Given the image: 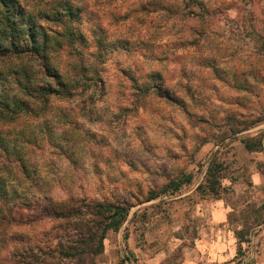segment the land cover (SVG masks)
Returning <instances> with one entry per match:
<instances>
[{"label":"clouds","instance_id":"1","mask_svg":"<svg viewBox=\"0 0 264 264\" xmlns=\"http://www.w3.org/2000/svg\"><path fill=\"white\" fill-rule=\"evenodd\" d=\"M222 2L230 6L225 13L228 30L221 40L211 36L210 26L205 27L203 39L189 34L190 27L211 25L212 17L204 10L219 7L215 0H201L203 7L190 0H156L162 6H153L150 0H18L24 17L23 21L16 18L18 47H33L27 32L31 18L43 25L53 41L64 45L66 55L61 59L51 48L46 60L42 50L0 54V71L27 73V80L21 78L25 87L45 89L38 97L28 96L25 87L13 80L11 94L28 101L29 109L11 112L0 106V176L7 180L9 195L16 193L8 202L0 200V264H119L128 255V240L123 238L124 219L115 223L119 219L115 210L126 202H130L129 208L137 209L136 219L126 228L132 246L139 245L152 255L164 252L169 257L166 264H187L184 253L199 264H264V197L234 195L231 186L227 192L223 184L218 186L215 198L225 202L228 215L225 223L217 226L224 235V251L214 262L208 255H201L194 244L206 223L194 211L200 194L183 199V203L174 201L179 210L174 216V209L164 205L167 211L161 216L167 213L171 219L165 221L167 230L162 241L151 224L141 226L139 217L143 206L137 201L155 192L154 183L164 177L173 179L166 168L156 167L168 158L163 148L146 129L144 134L134 135L133 121L145 111L164 114L157 101L168 103L158 95L165 85L155 81L153 73H162L167 86L183 82L180 64L171 61L174 56L186 55L187 49L178 52L181 47H173L174 42L198 39L196 55L215 57L229 79L232 73L243 74L249 84L256 85L258 95L232 92L223 86L220 89L229 97L247 96L248 106L237 110V119L259 121L264 128V83L253 78L257 73L264 76V0ZM168 8H179L180 15H170ZM57 14L62 15V22L50 24L46 17ZM74 15L79 19H72ZM69 28L78 30L85 39V45H77L75 51L68 44ZM42 42L41 35L37 46ZM124 42L130 47H120ZM3 43L10 47L8 40ZM146 45L155 48L154 55ZM170 62L173 67L169 73ZM200 71L209 83H217L210 69ZM98 78L104 81L103 95ZM211 97L205 112L209 119L231 108L216 99L215 93ZM60 99L67 103H59ZM188 103L191 105V100ZM170 105L176 109L175 104ZM121 131L127 137L124 144L117 145L112 133ZM212 131L215 129L205 128L199 135L211 140ZM89 133L106 135L109 145L97 147ZM33 140L42 143L43 150H37ZM236 141L251 143L264 152V136L251 138L241 130ZM50 142L58 146L50 147ZM178 143L188 145L180 154V167L185 171L196 169L198 163L208 164L201 159L200 145L191 135L188 140L181 135ZM5 149L9 159L3 158ZM233 159L232 168L221 171L218 179L227 177L230 182L243 184L255 165L249 164L242 153L235 158L231 154L221 156L217 162ZM207 188L208 184L205 192ZM163 200L160 196L157 203ZM177 237L179 244L175 242ZM153 240L157 244L149 248ZM177 249L180 253L173 260L172 253Z\"/></svg>","mask_w":264,"mask_h":264},{"label":"rangeland","instance_id":"2","mask_svg":"<svg viewBox=\"0 0 264 264\" xmlns=\"http://www.w3.org/2000/svg\"><path fill=\"white\" fill-rule=\"evenodd\" d=\"M190 2L197 3L199 6L203 7L201 0H190ZM215 2L219 4V7H214L211 10H204L206 15L212 17L211 25H205L199 29L190 27L189 34L193 33L195 36L203 39L206 35L205 27L210 26L212 30L211 36H215L217 39H223V33L228 30L225 23V13L227 12V8L230 5L224 4L222 0H215ZM150 4L153 6H162L156 3V0H150ZM167 10L170 15H180L179 8H168ZM46 18L50 20V24L59 23L55 20L57 19L55 16ZM72 19L78 20L79 17L78 15H74L72 16ZM201 19L203 20V17H201ZM69 30L72 31L74 39L73 43H69V46L73 49V51L76 50L77 45H85V39L81 34L78 33V30L72 28H69ZM198 44L199 40L193 39L191 41L174 42L172 45L173 47H181L177 49L178 52L183 53L187 49L186 55L174 56L173 60L171 61L172 63L180 64V76L183 82L176 81L172 84V87L167 86L162 73L155 72L152 74L154 80L162 85H165V88H168V94L172 95V99H167L165 97L162 98H165L170 104H175L176 109H172L170 104L161 99L157 101V103L160 105V108L163 110L164 114H161V112L157 111H145L139 120L133 121L134 135L140 136L145 133L146 129L158 141V146L163 148L168 158H166L161 165H157L156 167L161 169L166 168L169 171V174L173 177L172 180H168L167 177H164L159 182L154 183L152 188L155 190V192H150L146 200L137 201V203L143 206V210L139 212L140 221L142 222L141 226L151 224L152 229L162 241L167 230V223L165 221L171 219V217L167 216V213H165V216H161V212L167 211V209L164 208V205L167 204L174 209V216L176 211H179L178 205L174 204V201H177V203H183V199L191 197L197 193L200 194V200L196 204L194 211L195 214L203 219L206 223L205 226L200 230L201 238L197 239L194 244L201 255H208L209 260L214 262L218 253H222L224 251V235L221 230L217 229L218 220L216 219L217 221H214V218L210 213L212 207H210V202L208 200L211 198H206V196L211 192L208 189L207 192L204 191L206 186L204 184V178L202 182L203 185L201 187L199 186L200 188L196 187V183L201 182L200 178L205 177L206 175V173L204 175V172L206 171V165L203 163H198L196 169L188 171H185L183 168H181L180 165L183 164V161L180 159V154L184 152L188 145H180L178 141L180 140L181 135L183 136L184 140H188L189 136L191 135L195 142L200 145L198 152L201 156V159L205 161H209L211 159L214 162H217L221 156H228L221 148H224V146L228 145L229 142L224 141V144L219 147L218 150H221L219 156L210 154L213 144L219 143L231 135L239 133L241 130L245 131L248 136H264V128H261L259 121L255 122L237 119V110L246 108L248 106L249 101L247 96L229 97L222 95L220 89V86H223L232 92H249L253 95H258L256 91L257 86L249 84L243 74L237 75L236 73H232L231 79H229V74L223 69L219 68V62L215 57L196 55V52L199 51V49H196L195 45ZM120 47L127 49L130 46L127 44V42H124L120 45ZM145 47L148 49L151 55L155 54V48L152 45H146ZM50 48L52 52L56 53L61 59H63L66 55L63 52L64 45L53 43V39L51 40L49 49ZM101 48L102 50H105V46L101 45ZM49 49L46 50V54ZM166 58L167 57H165V59ZM171 62L168 63L167 66V71L169 73L173 67ZM189 65H192V67H189ZM153 67L160 68L161 65L154 64ZM204 69L211 70L212 75L215 77L217 83L208 82V78L200 71ZM2 72L10 79L14 75L13 72ZM253 78H258L261 83H264V76H260L258 73L254 75ZM98 80L100 83V91L103 95L104 81L99 78ZM211 93L216 94V99H220L225 103L230 104L231 108L223 109V115H221L220 112H216V115L209 119V116L206 115L205 112L208 109L209 102L212 99ZM185 97H187V100H185ZM188 100H191V105H189ZM59 103L65 104L67 101L60 99ZM239 114L243 115L242 112ZM176 127H179V132L174 130ZM197 128L199 131L194 132L193 130ZM205 128L215 129V131L209 133L211 140H209L208 136L199 135V132L205 131ZM126 137L127 133L123 131L120 133H112V139L117 145L124 144ZM89 139L97 147H105L110 143L108 137L103 134L89 133ZM31 143L37 148V150H43L44 145L39 141L33 140ZM169 145L172 147H169ZM49 146L55 148L58 145H53L50 142ZM125 147H127L126 144ZM229 148L231 150L232 146H229ZM232 153L234 154V151H232ZM261 153L262 155H255V157L258 159L251 160H257V163H252L255 165L252 168V171L253 169L257 168L261 172V175L259 174V176L262 178V181L257 184L252 183L253 181L251 177L243 184L236 183L235 181L230 182L227 180L225 181L224 185L225 192H227L228 187L231 186V192L234 195H247L249 198L255 196L257 199L264 197V159H262L264 158V152ZM124 155L127 156L128 153L125 152ZM231 157L235 158L234 155H231ZM3 158L9 159L10 154L4 152ZM234 161L235 160L233 159L231 161L222 162L225 163L226 169H231L232 164L235 163ZM177 175L179 176L176 177ZM1 181L3 182V195H0V200L8 202V200L14 197L16 193L13 191L10 196L7 180L0 176V182ZM179 181L182 182L181 186L178 188V190L173 191L175 184ZM250 189L254 190L250 192ZM160 196H163L164 200L160 203H157V200ZM212 197H216V195L212 194ZM149 198L153 199L149 200ZM122 206H126L128 208V214L123 220V224L125 225V236L123 238L128 240V245H126V251L128 255L119 261V264H124L125 260H130L131 264H166V261L169 259V257L164 252L161 251L157 252L155 255H152L139 245L132 246L133 242L131 239V234H128V230L126 228L132 220L136 219L135 216L137 209L136 206L129 208L131 206L130 202H126ZM261 206L264 207V204ZM183 215L186 216L187 213H183ZM225 220H227V216L222 221L223 223H219V226L223 225ZM255 222H258V220L254 221V223ZM132 231H136V229L133 228ZM144 235V232L140 233L141 237H144ZM193 235H195V230H193ZM175 242L179 244L180 238L177 237ZM105 244H107V240H105ZM156 244L157 240H153L152 244L148 245V247L152 248ZM179 253L180 249H177L176 253L173 251L172 259L175 260ZM183 255L187 264H199V262L192 258L188 253H184Z\"/></svg>","mask_w":264,"mask_h":264},{"label":"trees","instance_id":"3","mask_svg":"<svg viewBox=\"0 0 264 264\" xmlns=\"http://www.w3.org/2000/svg\"><path fill=\"white\" fill-rule=\"evenodd\" d=\"M0 7L3 8V12H0V54H7L9 51L12 52H22L26 50H31L33 52L39 53L41 50L45 53L43 59H47L46 57V50L49 49L50 43L52 38L48 36V32L45 31L43 25H39L36 23L33 19H28V38L32 41L33 47L31 49H28L27 46L25 45L24 48L18 47L17 44V39H18V28H17V17L20 18V21H23V10L18 4V0H0ZM57 19H55L58 22H62L63 17L61 14H57L55 16ZM32 20V21H31ZM43 36V42L37 46V40L39 36ZM58 35H65L58 33ZM67 40L68 44L73 43V34L72 31L68 29L67 33ZM4 40L9 41L10 47H6L3 43ZM53 43H56L58 45L61 44L60 41H53ZM12 78H8V76H5V74L0 71V106H2L6 111H19L21 109L27 110L29 109V102L24 100L23 98H18L13 96L12 93V81L15 80V82L20 85L21 87H25L21 83V78L27 80L28 75L27 73H20V72H13ZM8 79H7V78ZM45 89L43 88H29L25 87V93L28 96L32 97H38L44 93ZM167 92V93H166ZM168 88H165L161 91L158 92V95L161 97H165L167 99H172V95L168 94ZM251 138H256L251 137ZM245 144L246 149L249 151H259L256 149L251 143H246L243 141ZM56 145V144H53ZM5 152H8L7 149H5ZM23 166V165H21ZM223 164L221 162H214L211 160L209 163L207 170H206V175L204 177V184H208V190L214 194L217 195V189L218 186L221 185V178L218 179L220 176L221 171H223ZM189 181V180H186ZM182 182H177L174 186V190H178V188L181 186ZM2 185L3 182H0V195H3L2 192ZM203 184L201 183L199 186L201 187ZM198 186V188H200ZM1 198V197H0ZM153 198H149L151 200ZM128 214V208L126 206H120L115 210V217H119V219L115 220V223L119 224Z\"/></svg>","mask_w":264,"mask_h":264},{"label":"crops","instance_id":"4","mask_svg":"<svg viewBox=\"0 0 264 264\" xmlns=\"http://www.w3.org/2000/svg\"><path fill=\"white\" fill-rule=\"evenodd\" d=\"M237 134L238 133L233 134L230 137H228L227 139H225V140H223V141H221L219 143L213 144L211 149H215L216 151H215V153H213L211 151L210 154L211 155L214 154V155H218L219 156L221 150L219 151L218 149H219V147H221V145L224 144V141H226V142H229L228 145H225L224 148H221V149L224 150L227 155H229V152H230L231 155H234V157H237L239 154L242 153L244 158L248 161V163L249 162H250V164L257 163L256 162L257 160L252 161L251 159H258V158L255 157V155L256 154H261L262 155L261 151H249L248 149H246L245 144H244L243 141H240L239 143H237V141H236ZM253 135H256V134H253ZM249 137H252V136H249ZM225 144H227V143H225ZM229 146H232L231 150L234 151V154L230 150ZM210 162H211V159L208 161V164L206 165V170H207V167H208ZM220 162L223 163L222 161H220ZM223 164H224L223 170H225L226 169L225 163H223ZM252 168H251V171H250V177H251V179L253 181L252 183H255V184L260 183L262 181L261 180L262 178H260V176H259V174L261 175V172L257 168L253 169V171H252ZM205 173H206V171L204 172V175H205ZM203 178L204 177L200 178L201 182H197L196 183L197 184L196 187H198L203 182ZM222 180H223V182H222ZM227 180L228 179L226 177H222L221 178V183L223 185H225V181H227ZM207 197L211 198L210 200H208L210 202L209 203L210 207H212V210H211L212 212L210 211V213H211L212 217L214 218V221L218 220L217 223H218V226H219V223H223L222 221L228 215L226 207H225V203L221 199H217L215 197H212V195L211 196L207 195L206 198Z\"/></svg>","mask_w":264,"mask_h":264}]
</instances>
